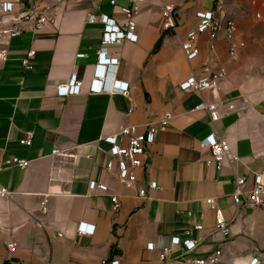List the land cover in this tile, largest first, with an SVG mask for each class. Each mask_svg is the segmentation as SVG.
I'll use <instances>...</instances> for the list:
<instances>
[{
  "label": "crops",
  "instance_id": "obj_1",
  "mask_svg": "<svg viewBox=\"0 0 264 264\" xmlns=\"http://www.w3.org/2000/svg\"><path fill=\"white\" fill-rule=\"evenodd\" d=\"M1 1L14 2L17 11L24 8L23 0ZM34 1L54 22L40 32L0 38V49L8 52L0 59V183L10 191L0 197V264H103L105 259L108 264L116 259L119 264H192L186 259L218 250V264H264V210L233 200L237 176L251 188L253 172L264 170V0H224V10L238 25L236 40L245 46L233 57L225 35L212 40L201 33L194 60L187 58L183 43L202 13H218L217 0L140 2L137 39L108 47L119 62L117 78L130 84L127 95L90 94L89 87L102 46V17L124 27L121 7L133 1ZM163 3L176 6L173 19L163 16ZM31 5L25 2L26 8ZM165 31L161 49L153 53ZM32 48L36 58L25 68L22 60ZM222 67L228 74L218 88L181 89L192 75L201 78ZM73 74L83 81V93L59 96L58 87ZM202 101L219 104L218 121L197 109ZM167 111L174 119L149 146L138 181L121 183L116 169L107 170L108 157L98 147L108 145L99 140L129 125L144 129ZM29 134L33 144L23 145ZM212 135L228 140L239 160H225L222 169L207 164L212 152L204 141ZM55 149L64 153L53 155ZM14 157L31 162L27 168L9 166ZM152 181L159 184L155 190ZM99 184L109 190L101 191ZM141 188H147L148 198L140 196ZM114 195L121 202L118 210ZM218 217L230 223L228 238L216 229ZM81 222L94 225L95 232L79 233ZM198 223L204 228L193 233L197 248L186 253L174 246L161 261L172 236H184Z\"/></svg>",
  "mask_w": 264,
  "mask_h": 264
},
{
  "label": "built area",
  "instance_id": "obj_2",
  "mask_svg": "<svg viewBox=\"0 0 264 264\" xmlns=\"http://www.w3.org/2000/svg\"><path fill=\"white\" fill-rule=\"evenodd\" d=\"M31 2L29 8L25 7V2ZM131 6L121 7V12L125 15L127 23L124 27L120 26L114 18L108 15L102 17L105 24L102 34V46L98 51V60L95 65L94 75L90 83V94L101 93H122L128 94L130 84L117 78V70L119 62L109 52L108 47L121 43L124 40L135 41L137 35L135 14L139 11V3L145 0H132ZM115 4V0L113 1ZM21 5L24 8L17 11L16 4L10 1L0 2V38H15L26 32H40L49 23H53L54 19L49 16L34 0H23ZM224 0H217V12L205 11L201 14V19L197 27L188 33V39L183 43V49L189 60L196 59L200 54L199 47L195 44V40L201 33H209L212 40L218 39L222 34L226 36L229 42V53L236 57L238 50L245 46L244 42L236 40L238 33V25L234 18L230 17L224 10ZM176 13V6L173 3H163L162 14L166 19H173ZM260 17V14H258ZM96 17L90 16L89 22H95ZM37 51L31 49L26 57L22 60L25 68H30L31 62L36 58ZM8 56L7 49H0V59H6ZM85 54H79L84 57ZM227 69L222 67L217 71L198 78L192 75L181 83V89L187 92H200L218 88L219 83L227 78ZM84 84L77 74H73L66 84H62L57 89V94L61 97H69L80 95L83 93ZM198 110H206L210 113L213 121H218L221 117L220 107L218 103L202 101L198 106ZM174 119V114L167 111L158 121H150L144 129L140 125H129L120 131L119 134L105 136L99 141L105 142L108 147L99 146L98 150L101 154L108 157L106 168L113 172L116 169V175L121 183L127 186H133L138 181L137 170L147 163L148 148L153 144L160 132L167 127ZM23 145L31 146L33 144V135L29 134L21 140ZM204 145L209 147L212 152V158L207 160V164L215 162L219 169H222L225 160L233 162L239 160L238 156L233 154L228 140L212 135V138L204 141ZM61 150L55 149L52 154H62ZM30 160L14 157L7 163L9 166H18L27 168ZM252 187L248 188V180L242 176L235 179V190L233 192V200L236 204L243 206H252L264 210V170L253 172ZM150 189H157L158 182L152 181L149 185ZM98 188L106 192L109 187L106 184H99ZM139 194L143 198H148L147 188H141ZM10 195L9 189L0 183V197L7 198ZM113 207L118 210L121 202L118 196L114 195ZM212 198L207 199L208 205H213ZM48 210L46 202L43 203L42 211L46 213ZM191 215V213H189ZM202 223L194 224L185 230V235H175L171 238V245L162 249L160 254L161 261L169 259L173 253L174 246H183L186 253L197 248L199 240L193 237L194 231L203 230ZM216 229L222 237L228 238L231 235V226L228 221L222 217L217 218ZM81 234H93L95 226L81 222L78 226ZM10 250H16V244L9 245ZM149 250L155 249V244H148ZM222 251L218 250L211 256L205 258L186 259V263L192 264H218L221 259ZM103 264H108L105 259ZM111 264H119L120 260H112Z\"/></svg>",
  "mask_w": 264,
  "mask_h": 264
},
{
  "label": "trees",
  "instance_id": "obj_3",
  "mask_svg": "<svg viewBox=\"0 0 264 264\" xmlns=\"http://www.w3.org/2000/svg\"><path fill=\"white\" fill-rule=\"evenodd\" d=\"M168 34V31H165L164 34L161 36V38L158 40V42L155 45V48L153 50V53H156L157 51H159L165 41V38Z\"/></svg>",
  "mask_w": 264,
  "mask_h": 264
}]
</instances>
